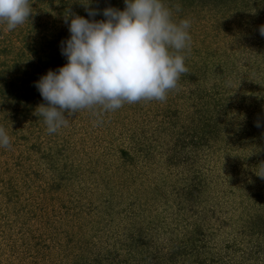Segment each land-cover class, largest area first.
I'll list each match as a JSON object with an SVG mask.
<instances>
[{"label":"trees","instance_id":"16d2710c","mask_svg":"<svg viewBox=\"0 0 264 264\" xmlns=\"http://www.w3.org/2000/svg\"><path fill=\"white\" fill-rule=\"evenodd\" d=\"M72 2L75 5L70 7L67 0L62 7L89 20L106 19L103 10L107 7L120 10L126 7L125 0H92L90 7L99 11L91 17L81 0ZM166 3L173 9L175 20L187 18L192 22L189 30L191 48L184 53L188 72L181 75L177 89L168 93L166 101L154 100L153 106L148 105L153 100L131 105L137 117L130 112L125 115L126 104L120 108L123 114H118L115 119L121 123L119 136L126 145L121 148L112 168L117 172L132 168L138 170L137 174L144 175L146 166L165 167L167 170L160 173L165 181L168 179L167 187H171L179 211L190 222L187 225L194 227L181 234L161 221L153 225L154 222L140 218L144 210L132 209L135 201L126 213L136 217V221L126 226L124 236L116 238L113 244L109 243L110 238L117 236L111 233L99 235V229L88 240L78 238L75 228L70 229V226L51 225L55 235H51L52 232L37 235L36 228L26 219L25 225L32 228L27 230L29 239L23 242L22 261H29L28 264H264V178L256 171L264 165V36L259 32L260 26L264 25V0H166ZM77 6L80 7L76 9ZM45 12L41 7L36 14L32 8L30 19H40ZM40 22L38 33L27 26L24 45L18 51L7 47L0 49V57L5 58L0 60V104L23 105L24 110L19 115H12L20 117L19 121L28 120L37 102L47 103L35 82L50 69L57 70L68 62L62 55L61 41L70 37L61 34L58 45L48 42L45 34L39 35L44 31ZM45 26L49 29L48 24ZM198 37L202 45L211 46V49L203 51L194 41ZM6 38L0 29V40L4 43ZM42 38L46 40L42 42ZM13 52H17L16 56L7 59L5 55ZM197 56L201 59L197 60ZM251 106L257 110L256 116L249 114ZM239 108H244L247 116L234 122L240 118L237 117ZM26 113L29 114L24 117ZM31 118L37 117L32 115ZM257 121L261 127L256 126ZM31 149L32 153L18 170L22 171L24 181L31 177L39 185L37 193L27 192L31 200L24 208L30 207L32 211L36 208L32 199L40 200L37 206L44 219L48 213L41 204L48 202V194L73 185L75 180L87 178L77 162L73 160L69 164L64 160L62 149L57 156L55 152L39 147ZM33 151L40 155L36 167H26L28 162L35 161L31 158ZM228 154L230 158L225 159ZM23 155L19 154L16 162ZM246 164L250 167H244ZM78 168L75 174L73 170ZM225 169L230 171L232 178H237L230 184V189H215L214 186L225 183L222 177ZM47 171L49 178L45 176ZM135 174L133 180H136ZM252 174L256 177L250 182L248 179ZM172 175H175L174 181L170 180ZM70 180L74 181L67 184ZM0 187L1 204L20 216L19 209H12L17 186L0 174ZM244 189L246 191L241 194L247 199L238 202L243 208L242 213L237 219L233 215L228 218L224 213L229 211L223 210L222 199ZM88 192L94 195L95 189ZM165 194L170 193L166 191ZM82 199H78L79 205ZM70 208L71 204L64 205L65 214L70 213ZM34 214L38 216L37 212ZM46 218L49 224L54 222ZM71 219L66 217V223H71ZM74 221V226H82L79 218ZM109 221L111 223L113 218ZM215 222H219V229L234 223L237 234L248 238L245 248L241 246L240 249L238 243L218 237L217 230L214 231ZM0 264L13 263L0 260Z\"/></svg>","mask_w":264,"mask_h":264},{"label":"rangeland","instance_id":"374dc122","mask_svg":"<svg viewBox=\"0 0 264 264\" xmlns=\"http://www.w3.org/2000/svg\"><path fill=\"white\" fill-rule=\"evenodd\" d=\"M66 1L67 0H30V4L36 14L39 13L41 7H44L46 10L45 15L42 13L41 15L43 17L40 16V19H36V17L35 19H28L24 24L11 31L6 30V24L0 23V29L7 37L4 43L3 40H0V49L7 47L10 50L18 51V49L24 45V38L27 36L28 27L33 28L38 33L40 31V21V23L44 25V31L39 35L42 36L45 34L46 37H48V42L53 41L55 45H58L61 34H63L65 38L70 37V19L69 24H66L65 16L71 14V11L68 10L67 7H62L65 5ZM68 1L70 7L71 5H75V3L72 2L73 0ZM78 7L80 6H77L76 9H78ZM74 14L76 15V13ZM74 14L71 15L74 16ZM45 24H48L49 29L46 28ZM238 35L240 36V34ZM194 39V41H197L199 45H201L203 51L211 49V46L207 47V45H202L203 42L199 37ZM27 40H29V38ZM41 40L44 42L46 39L42 38ZM16 54L17 52H13L5 56L7 59H11L15 57ZM3 58L4 56H1L0 60H3ZM196 59H201V56H197ZM259 84L258 86L261 89V81ZM40 104L44 103L37 102L34 105L35 109H32L31 113L33 114H30L28 120L24 118L21 121H19L20 117L14 118L12 115L14 113H18L19 115L20 112L24 110L23 105L11 106L8 103L0 104V126H3L7 130L11 139L10 147H0V174L2 176L5 175V178L9 179L11 182L13 181L17 186L15 190L17 198L12 204V209H19V211H21V215L17 216L11 209L6 210L5 206L0 202V260L3 262L9 261L13 264L29 263V261H22L25 249L23 242L29 239L27 230L32 227L36 228L37 235H42L43 233L50 235L51 232V235H55L51 225H59L60 227L70 226V229L72 227L75 228L78 238H85V240L91 238L96 229L98 233L99 229L101 231L99 235L111 233L117 236L115 238H110L109 243L113 244L116 238L118 240V237L124 236L126 226L136 221V217L126 213V211L131 210L130 207L133 201L137 203L132 205V209L144 210L140 218L147 222L150 221V223L154 222L155 224L153 225L161 221L166 225L168 224L170 228H176L181 234L186 233L192 226L194 227V225L188 226L190 222L185 218L186 216L182 215V212L179 211L177 199L172 195L171 187H167L168 179L165 181L163 179L164 175L162 176L160 173L167 170L165 167L160 169L158 165L155 167L146 166L147 173L144 175L137 174L138 170L133 171L132 168L121 172L114 171L112 168V164L117 163L121 148L126 145V141L119 136L121 123H118L115 117L120 113L123 114V112H125V115H129V112L134 115L135 110L130 108L134 103H126L125 111L123 112L118 109L105 113L102 117L103 122L100 124L94 123L96 118L88 110H81L70 116L66 112L65 116L68 119L67 126L62 127L57 133L53 134L47 132V126L43 122V117H39L35 114ZM148 105H155L154 100L148 103ZM251 107L249 114L256 116L257 110L252 107V111ZM16 108H19V110ZM262 108L264 107L262 106ZM239 110L240 111L237 112V117L240 118H236L234 122H238L239 120L242 121L247 116V112L244 111V108H239ZM262 111L264 112V109H262ZM141 113H143V111ZM28 114L29 113H26L24 117ZM32 115L37 118H31ZM135 117H137V115H134V118ZM81 118H85L86 120L83 122ZM34 120L35 124H32ZM22 137H26L27 139H22ZM33 146L42 148L45 151L49 150L50 152H55L56 156L58 151L62 149L64 151V160L69 164L74 160L79 164V168L81 166L86 174V180H70L67 184L74 181L73 185L63 187L59 192L52 193L51 195L48 194V202H46V204H41L48 213L46 217L53 219L55 223L52 222L49 224L47 218L45 217L43 219L44 216H41L42 213L39 214V206H37V203L40 200L32 199V203H35L36 207L32 211L30 207V210L24 208L25 205L29 206V201L31 200V198H28L27 192L37 193L39 185L38 182L35 184L31 177H29V181H24L25 177L22 176V171L18 170L19 165L24 163L27 160L26 158L32 153L31 147ZM34 152L35 151H33L31 157L35 159L34 163H31L32 161L28 162L26 167H36V161L40 155ZM23 153L24 155L21 157ZM14 154L17 156L14 157ZM19 154L21 155L20 160L16 162ZM227 158H230L229 154L225 159ZM47 166L48 165L45 164V167ZM246 166L248 165L246 164L244 167ZM79 168L73 170L75 174L78 172ZM69 169L70 168L67 170ZM30 172H32V170H30ZM49 173L48 171L45 173L46 178H49ZM90 173L91 175L88 176ZM134 173H136V180H133ZM168 173H166V175H168ZM222 177L225 179V183L214 186L215 189H230V184L237 178V176L232 178V174L227 169L222 172ZM255 177L256 176L252 174L248 181L253 182ZM172 179L173 181L175 180V175H172L170 180ZM39 182H41V180ZM246 184L247 181L244 185ZM262 185L263 184H261V187ZM92 189H95L94 195H92V192H88L89 190L92 191ZM161 189H164V192L169 191L170 194L164 195ZM239 191L237 190L236 194L233 196L230 194L227 198L222 199L223 205H221L224 208L223 210L229 211L228 213H224L228 218L233 215L235 219H237L238 215L242 213L243 208L240 207L238 202H240V199H247V197L241 194L246 191L245 189L240 193ZM220 193L223 195L222 192ZM168 195H170V197ZM81 197H83V199L82 203L79 205L78 199ZM140 200L141 202H139ZM211 200L214 201V198ZM66 204H71L69 214H65L64 212V205ZM206 204L209 205V203ZM109 207L111 209H109ZM35 212H37L38 216L34 214ZM110 212H112V214H109ZM66 217H72L71 223H66ZM74 218H79L82 226L78 224L74 226ZM112 218L113 221L109 223V220ZM26 219L30 220V224H32L31 228H29V225H25ZM191 220L192 222L194 221L192 218ZM219 225V222L214 225V227H216L214 231L217 230L218 237L223 240L230 239L232 242L238 243L237 246L240 249L241 246L245 248V245L248 243V238L237 234V228L234 226V223L228 227L226 226L224 229H219ZM21 230L24 231L22 232ZM106 236L107 235H105V237ZM47 239L49 240V237ZM55 251H57V249H55ZM234 255L237 258L239 257L236 254Z\"/></svg>","mask_w":264,"mask_h":264},{"label":"clouds","instance_id":"9594fccd","mask_svg":"<svg viewBox=\"0 0 264 264\" xmlns=\"http://www.w3.org/2000/svg\"><path fill=\"white\" fill-rule=\"evenodd\" d=\"M81 2L89 16L98 14L90 7L92 0ZM125 5L123 10L105 8L103 20L65 16L71 35L61 41V52L68 62L35 82L47 102L35 114L43 117L49 134L67 126L66 112L88 110L100 124L105 113L126 103L166 101L188 72L184 53L191 48V20H175L166 0H125ZM31 13L30 0H0V23L7 31L24 24ZM259 32L264 36V25ZM256 126L262 125L257 121ZM10 146V136L0 126V147ZM256 171L264 178V165Z\"/></svg>","mask_w":264,"mask_h":264}]
</instances>
